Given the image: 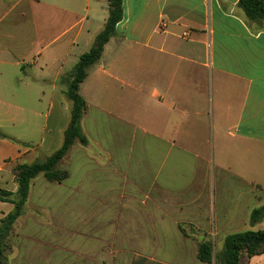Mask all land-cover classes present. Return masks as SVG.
<instances>
[{
    "label": "crops",
    "instance_id": "0c3cea01",
    "mask_svg": "<svg viewBox=\"0 0 264 264\" xmlns=\"http://www.w3.org/2000/svg\"><path fill=\"white\" fill-rule=\"evenodd\" d=\"M122 6L81 84L89 143L71 149L65 181L32 182L28 203L50 217L26 220L11 264H210L183 227L215 246L264 229L251 222L264 206V21L239 0ZM108 18L109 0H0V172L61 147L64 85ZM13 211L0 201V221Z\"/></svg>",
    "mask_w": 264,
    "mask_h": 264
},
{
    "label": "trees",
    "instance_id": "16d2710c",
    "mask_svg": "<svg viewBox=\"0 0 264 264\" xmlns=\"http://www.w3.org/2000/svg\"><path fill=\"white\" fill-rule=\"evenodd\" d=\"M123 0H109V18L105 30L97 36L91 50L80 57L74 68L65 97L71 103L69 123L64 130L63 142L59 149L47 155L45 160L38 159L34 163H15L11 171L15 176L17 190L11 192L0 188V201L14 205V211L0 221V264H8L6 252L8 251L4 238L12 229L15 221L23 214L28 201L31 184L43 175L50 182L62 183L69 177L67 169L58 167L59 163L69 154L75 144L86 146L89 140L81 127L84 115L88 111L87 102L81 95V84L89 75L90 70L100 61L104 46L115 36L116 25L123 18ZM241 8L251 20L264 21V0H239ZM5 138V135H1ZM264 220V206L255 209L251 214V222ZM184 232V231H183ZM264 254V229L246 231L228 235L224 240V264H248L251 257ZM138 257H134V261ZM198 258L202 262L217 264V255L210 242H200ZM133 261V263H134Z\"/></svg>",
    "mask_w": 264,
    "mask_h": 264
},
{
    "label": "rangeland",
    "instance_id": "374dc122",
    "mask_svg": "<svg viewBox=\"0 0 264 264\" xmlns=\"http://www.w3.org/2000/svg\"><path fill=\"white\" fill-rule=\"evenodd\" d=\"M68 83H69V79H68V81L66 83L67 85H64L65 86V91L67 89ZM26 115H27L26 117L28 118L29 114H28L27 111H26ZM33 121H34V119H33ZM23 128H24L23 125H21L20 127H16V131L17 132L21 131V133H22L23 132ZM70 152H71V150H70ZM34 155L36 157H39L38 159H40V160H45L46 157H47V155L42 154L39 149H35ZM68 155L59 163V165H58L59 168L66 169V164H67L66 160H67ZM36 161L37 160H35L34 162H36ZM34 162H32V163H34ZM11 167H12V165L6 171L0 172V183L6 182V183H8L9 187L12 186V185H14V186L16 185V190H17V184H16L15 176H14V174L11 171ZM28 200H29V198H28ZM64 212L71 213L70 210L69 211L64 210ZM49 217H50L49 216V212H47L45 209H43V208L41 209L38 206L30 205L28 203V201H27V203L25 205V208H24L23 214L15 221V223L12 226V229L10 230V232L6 235V237L3 240L4 243L6 244V247L8 248L7 249L8 251L6 252L8 264H11L10 260H11V258L13 257V255L15 253V245L13 243L14 238L16 236L20 235L25 230L26 220L28 218H33V219H35V221L37 223H47L48 220H49ZM182 230L187 235L189 233H191L192 234V238L195 241V243H200V242L207 241V238H204V237L200 236L201 232L197 231L192 226H187L186 225V227L185 228L183 227ZM212 245H213L214 251H215V253L217 255V264H224V257H223L224 244H222L220 246V244L218 242L217 246H215L214 244H212Z\"/></svg>",
    "mask_w": 264,
    "mask_h": 264
}]
</instances>
